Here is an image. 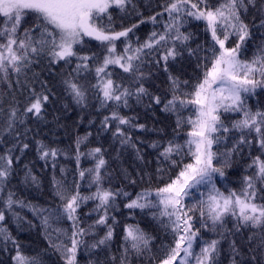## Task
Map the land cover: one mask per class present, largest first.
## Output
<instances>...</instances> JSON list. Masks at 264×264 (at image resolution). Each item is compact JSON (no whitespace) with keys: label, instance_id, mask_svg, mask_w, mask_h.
<instances>
[{"label":"snow or ice","instance_id":"1","mask_svg":"<svg viewBox=\"0 0 264 264\" xmlns=\"http://www.w3.org/2000/svg\"><path fill=\"white\" fill-rule=\"evenodd\" d=\"M128 5L135 8L133 0H0V73L7 80L9 69L20 74L24 68L38 63L45 57L48 58L49 64L63 61L65 66L72 64L75 58L76 64L72 72L76 76L69 73V78L64 80V84L77 104L86 103L87 89L76 82V77L83 72L94 70L97 82L92 87L98 94H102V106L115 102L114 108L121 105L127 107L129 97L135 96L137 102H141L144 96H149L151 103L148 107L162 105L161 111L175 114L176 129L182 128L185 123L191 126L186 133L188 139L184 144L169 140L160 156L173 165L178 163L173 157L178 156H191L192 162L183 163L181 160L183 167L178 175L165 186L156 189L155 199H152V192L146 190L137 194L135 199L129 200L124 207L141 211L147 209L153 219L158 220L163 227L170 228L173 244L166 246L159 264H218L221 239L227 238L226 232L234 235L241 228L257 229L259 239L253 243L257 235L255 232L248 237L250 247L247 254L241 252L234 240L231 241V264H264V195H259L264 193V110H253L247 105V97L255 95L257 88H264V40L257 46V53L251 60L240 58L242 46L252 39L251 27H256L264 37V0H259V3L258 0H219L215 5L211 4L210 0H169L164 12L168 13L170 22L164 26V31H153L145 42L135 48L129 34H134L138 25L133 24L120 31L111 27L112 13L109 9L116 8L124 12ZM250 7L260 14L259 24L253 23L251 27L244 19ZM104 17H107L108 24L104 23ZM183 17L203 21L205 30L211 34L214 46L202 48L197 44L193 48L190 43L193 34L181 31L186 23ZM149 19L156 23V16ZM29 20L31 25L25 26ZM144 22L141 20V23ZM232 36L236 37L234 45L226 46ZM85 37L97 41L104 49V54H81V48L86 46ZM121 38L125 46L123 52H117L116 41ZM78 45L81 47L78 48ZM157 46L163 49V55L156 63L159 64L161 60L164 62V71L168 72L170 81L171 99L166 103L159 95L149 93L143 84L145 73L141 70V56L151 55V51L145 52V49L154 50ZM209 51L212 54L210 64L206 55ZM185 52L189 57L197 59L198 67L201 59L205 61L203 78L197 81L191 91L181 88V84L188 85L187 80L181 81L169 72L168 61H176L178 57H183ZM201 53L205 55L202 57ZM135 61L141 63H134ZM110 65L129 74L132 83L136 85L135 89L115 81L112 72L108 70ZM48 101V95L33 92L25 113H32L42 119L43 106ZM189 106L192 108L185 118L182 112ZM17 111L14 108L10 112L6 130L12 129ZM225 113L240 115L239 118L226 123L225 118H222ZM109 119L107 116L104 118L105 126L108 125ZM111 120L118 121V125L145 129L144 124H132L131 119L120 116L116 110L112 111ZM115 134L124 137L122 144H130L136 148V145L131 143V137L119 126ZM230 138L231 147H226L224 152H220L219 146H226ZM79 143L78 140L77 144ZM149 146L159 147L156 142ZM214 146H218L216 150ZM241 146H255L258 149L259 155L252 158L250 165L255 168V172L245 176L244 187L239 193L229 190L225 195L216 188L214 176L225 177L229 159L233 153L238 154L242 150ZM28 147V144H23L21 152ZM136 150L139 156V149ZM37 151L41 159L51 157L53 161L59 154L57 149H48L39 142ZM101 151V148L97 147L90 153L96 160L94 168L79 170L80 181L85 180L87 172L90 176L89 185L96 186L90 195L81 194L78 181H74V187L70 188L54 179L56 195L62 202L58 207L62 211L54 216H43L42 222L50 227V217L58 220L61 215L72 221L71 233L59 228L53 230L65 236L70 243H64L60 240V235H57L56 241L50 244L60 254L64 264H78L77 253L82 242L79 238L89 234V231L97 226H105L107 231L103 238L91 244L90 248L109 246L108 242L113 238V226L117 222L115 216L109 217V210L116 206L117 196H129V193L116 192L102 186L101 169L105 167L106 161L99 155ZM11 152L12 149L9 148L6 154L0 155V194H3L11 176ZM79 156L77 147V166ZM15 159L18 162L19 157ZM214 160L220 163V166H216ZM29 178L36 182V177L31 175L30 170L25 176L26 180ZM201 186H207V197L200 192V199L186 205L185 199L192 196V190L199 192ZM13 196L14 193L9 191L4 201L8 211H12L14 205L24 206L22 201L14 200ZM88 201L96 202L88 214L95 212L97 219L86 230L79 227L78 209ZM197 212L200 217L199 227H194L193 220ZM229 216L236 221L232 230L226 227V218ZM5 219V211L0 210V238L5 244L11 241L16 248V255L12 257L14 264H41L39 257L30 258L21 254L19 244L3 226ZM109 219L111 224L108 223ZM202 228L216 233L221 239L204 240L201 236ZM124 231L119 264H131L129 256L132 253L141 256L151 251L154 237L136 225H126ZM195 244L199 245L198 252L194 250ZM236 257L241 259L237 260ZM112 259L115 261L116 258L113 256Z\"/></svg>","mask_w":264,"mask_h":264},{"label":"trees","instance_id":"2","mask_svg":"<svg viewBox=\"0 0 264 264\" xmlns=\"http://www.w3.org/2000/svg\"><path fill=\"white\" fill-rule=\"evenodd\" d=\"M218 2L219 0H210L213 5ZM168 3L169 0H133L135 8L128 5L124 12L116 8L109 9L112 13L111 27L115 31H120L133 24L138 25L134 29V34H129L132 46L135 48L145 42L153 31L157 33L164 31V26L170 22L168 13L164 12V7ZM157 13H162V15H157ZM152 16H156L155 24L149 19ZM183 19L186 23L181 31L193 34V40L190 42L193 48L197 44H200L202 48L214 46L211 34L205 30L206 26L203 21H196L190 17H183ZM244 19L250 27L253 23L258 25L260 14L250 7ZM141 20L145 22L141 23ZM31 23L29 20L28 25L25 26H30ZM104 23H109L107 17H104ZM251 31L252 39L248 40L247 44L241 48V59L251 60L257 53V46L264 40L256 27H251ZM84 39L86 46L81 48V54L96 53L98 56L104 54V49L97 41L87 37ZM122 41L123 38L116 41L117 52H123L125 45ZM235 41V36L230 37L226 46H233ZM215 47L218 49V45ZM149 51H151V55L141 56V61H143L141 70L145 73L143 84L149 93L159 95L166 103L168 99H171L168 72L164 71L162 60L159 64L156 63L163 55V49H160L159 46L154 50L145 49V52ZM203 55L205 53H201L202 57ZM206 55L209 57L210 64L212 54L209 51ZM141 61L134 63L140 64ZM204 63L205 61L201 59L198 67L197 59L189 57L185 52L183 57H178L176 61L171 59L168 61L169 72L181 81L187 80L188 85L181 84V88L184 91H191L197 81L203 78ZM75 64V58H73V63L67 66L63 61L49 64L48 58L45 57L38 63L24 68L20 74L13 73L9 69L7 80L0 73V155L6 154L7 150L11 148L13 157L11 176L3 194H0V210L5 211L6 214L3 226L19 244L22 255L30 258L39 257L41 264H64L60 254L50 244L56 241L57 235H60L54 232V229L59 228L71 233L72 221L63 215L58 220L50 217V227H47L43 224L42 218L50 214L54 216L57 212L62 211L58 207L62 202L56 195L54 179L57 182H63L70 188L74 187V181H78L80 183L79 190L85 196L95 191V184L89 185L90 176L87 172L85 180H79V170L95 167L96 160L90 153L92 149L99 147L102 150L99 155H102L106 161L105 167L101 169L102 186L116 192L129 193V196H117L116 206L109 210V217L115 216L117 221L113 226V238L108 242L109 246L90 248L91 244L103 238L107 231L105 226H97L91 229L89 234L79 238L82 242L77 253L78 264H89L90 261L92 264H119L126 225L139 226L154 237L151 251H147L141 256L132 253L129 256L131 264H159L165 254L166 246L173 244V234L170 228L163 227L158 220L153 219L149 210H131L125 208L124 205L129 200L135 199L137 194L146 190H150L153 194L152 199H155L156 189L175 179L183 167V163L192 162L191 156H178L173 157L178 162L173 165L160 156V152L167 146L169 140L184 144L188 139L186 133L191 126L185 123L182 128L176 129V115L161 111L162 105L148 107L151 103L149 96H144L141 102H137L135 96L129 97V106L127 107L121 105L119 108H114L115 102H108L107 106H102V94H98L97 90L92 87L97 82L94 70L83 72L76 77V82L87 89L86 103L77 104L64 84V80L69 78V73L76 76L72 72ZM108 70L112 72V78L115 81L122 83L125 87L131 86L133 90L135 89L136 85L132 83V78L122 69L110 65ZM33 92L37 94L43 92L49 96V101L43 106L42 119L32 113H25V108L29 104ZM247 105L253 110H264V88H257L255 95L248 96ZM14 108L18 110L17 117L12 129L8 131L6 130L7 121ZM191 108L192 106H189L184 110L182 116L187 118ZM113 110H116L120 116L131 119L132 124H144L145 129L140 130L131 125H118V121L111 120ZM239 115L238 113H225L222 114V118H225L227 123L231 119L239 118ZM106 116L110 118L107 126L104 124ZM117 126L131 137V143H134L136 148L131 147L130 144L121 143L124 137L115 134ZM234 135L238 136L239 133H234ZM78 140L80 141L79 145L77 144ZM38 142L48 149L58 150L59 154L55 161L51 157L41 159L40 153L37 151ZM153 142H156L159 147H150L149 145ZM25 143L29 147L21 152L20 149ZM231 145L230 138L226 146H219L220 152H224L225 148H230ZM77 147H79L80 153L79 166H77ZM216 147L218 146H214V150ZM241 147L242 150L238 154L233 153L229 159L228 167L225 168V177L214 176L216 188L225 195L229 190L239 193L244 187L245 176L255 172V168L250 165L252 158L259 155L258 149L255 146L252 148ZM136 149H139V156ZM16 157H19L18 162ZM181 160L183 163H180ZM214 164L220 166L216 160H214ZM62 169L63 171H61ZM29 170L31 175L36 177V182H32L30 178L25 179ZM9 191L14 193L13 199L22 201L24 206L14 205L13 210L8 211L4 201L7 199ZM259 195H264V193H259ZM204 197L207 196L204 195ZM189 198L185 199L186 205H189ZM195 201L194 199L193 203ZM95 203V201H88L78 209L79 227L87 230L97 219L95 212L91 215L88 214ZM199 220L197 212L193 220L194 227H199ZM226 220L227 229L232 230L236 223L235 219L229 216ZM108 223H112L111 219ZM254 232L257 233L253 240L255 243L259 239V231L251 228H241L234 235L231 232H226V239H221L216 233L202 228L201 236L204 240L221 239L218 264H231L230 242L234 240L241 252L247 254L250 247L248 237L252 236ZM60 240L70 243L63 235H60ZM197 240L199 241L200 237ZM194 250L199 251L198 244L194 245ZM15 255L16 248L12 242L8 241L5 244L0 238V264H14L12 257ZM113 256L116 258L115 261L112 259ZM236 259L240 260L241 257H236Z\"/></svg>","mask_w":264,"mask_h":264},{"label":"rangeland","instance_id":"3","mask_svg":"<svg viewBox=\"0 0 264 264\" xmlns=\"http://www.w3.org/2000/svg\"><path fill=\"white\" fill-rule=\"evenodd\" d=\"M200 191L203 192L204 195L207 196V193H208V188H207V186H201V187H200ZM192 192H194V191H192ZM195 192H196L197 196H196V195H192V198H195V200L200 199V194H199V192H198L196 189H195ZM188 198H189V197H188ZM188 198H186V199L188 200ZM192 203H193V200H192L191 198H189V202H188V204L190 205V204H192Z\"/></svg>","mask_w":264,"mask_h":264}]
</instances>
